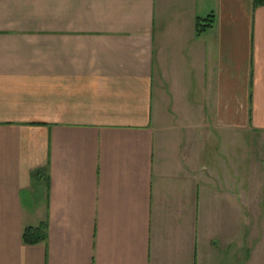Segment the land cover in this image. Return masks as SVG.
<instances>
[{
    "label": "crops",
    "instance_id": "crops-1",
    "mask_svg": "<svg viewBox=\"0 0 264 264\" xmlns=\"http://www.w3.org/2000/svg\"><path fill=\"white\" fill-rule=\"evenodd\" d=\"M263 250L264 3L0 0V264Z\"/></svg>",
    "mask_w": 264,
    "mask_h": 264
},
{
    "label": "trees",
    "instance_id": "trees-1",
    "mask_svg": "<svg viewBox=\"0 0 264 264\" xmlns=\"http://www.w3.org/2000/svg\"><path fill=\"white\" fill-rule=\"evenodd\" d=\"M254 5L264 3V0H253ZM211 20L208 18L197 19L195 24L196 33H200L206 27L211 26ZM48 223L46 220L39 222L35 226H25L22 232V240L26 244H37L44 241L47 238Z\"/></svg>",
    "mask_w": 264,
    "mask_h": 264
},
{
    "label": "rangeland",
    "instance_id": "rangeland-1",
    "mask_svg": "<svg viewBox=\"0 0 264 264\" xmlns=\"http://www.w3.org/2000/svg\"><path fill=\"white\" fill-rule=\"evenodd\" d=\"M260 256H264V250L262 251V254L259 255V257H260ZM255 264H264V262H263V263H259V262H257V263H255Z\"/></svg>",
    "mask_w": 264,
    "mask_h": 264
}]
</instances>
